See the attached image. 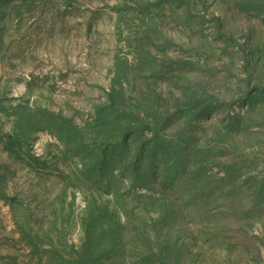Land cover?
<instances>
[{
  "label": "rangeland",
  "instance_id": "374dc122",
  "mask_svg": "<svg viewBox=\"0 0 264 264\" xmlns=\"http://www.w3.org/2000/svg\"><path fill=\"white\" fill-rule=\"evenodd\" d=\"M0 264H264V0H0Z\"/></svg>",
  "mask_w": 264,
  "mask_h": 264
}]
</instances>
